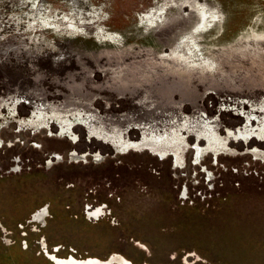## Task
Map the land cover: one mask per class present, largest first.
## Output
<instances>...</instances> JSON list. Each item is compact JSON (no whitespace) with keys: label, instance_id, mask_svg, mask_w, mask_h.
I'll list each match as a JSON object with an SVG mask.
<instances>
[{"label":"rangeland","instance_id":"rangeland-1","mask_svg":"<svg viewBox=\"0 0 264 264\" xmlns=\"http://www.w3.org/2000/svg\"><path fill=\"white\" fill-rule=\"evenodd\" d=\"M263 124L68 119L0 103V264H264ZM142 138L153 150L116 151Z\"/></svg>","mask_w":264,"mask_h":264},{"label":"water","instance_id":"water-1","mask_svg":"<svg viewBox=\"0 0 264 264\" xmlns=\"http://www.w3.org/2000/svg\"><path fill=\"white\" fill-rule=\"evenodd\" d=\"M0 103L68 119L264 117V0H0Z\"/></svg>","mask_w":264,"mask_h":264},{"label":"flooded vegetation","instance_id":"flooded-vegetation-1","mask_svg":"<svg viewBox=\"0 0 264 264\" xmlns=\"http://www.w3.org/2000/svg\"><path fill=\"white\" fill-rule=\"evenodd\" d=\"M62 128H65V126L62 125L61 126V130H62ZM262 128L264 130V124H263ZM258 131H259V128H258L257 132ZM59 138H65V136H63V137L60 136ZM104 139H106V138H104ZM152 141H153L152 139H148V138H142L139 143H137V142H129V141H127L125 143L123 140H121V141L118 140L117 141V145H118V147L119 146L120 147L116 151H118L120 153H123L125 151L130 150L131 148H133V149L151 148L153 150V147L151 145ZM196 154H197V152H196ZM71 157L73 159H76V161L79 162V160L84 157V154L78 155L76 153H72ZM44 214H45V211L44 210H40L37 213H35L32 218H33V220H37L38 221V220H41L44 217ZM100 214H101V210L100 209H98L96 211H93V212H89V215L92 216V217H98ZM51 258L58 264H129L127 260H125L122 256L117 255V254H113L110 257L109 261H100V260H98L96 258H88L87 260H76L73 257H70V258H68L66 260H57V259H55L52 256H51ZM94 261H96V263H92Z\"/></svg>","mask_w":264,"mask_h":264},{"label":"bare ground","instance_id":"bare-ground-1","mask_svg":"<svg viewBox=\"0 0 264 264\" xmlns=\"http://www.w3.org/2000/svg\"><path fill=\"white\" fill-rule=\"evenodd\" d=\"M109 261V260H108ZM92 263H96V261L92 262Z\"/></svg>","mask_w":264,"mask_h":264}]
</instances>
